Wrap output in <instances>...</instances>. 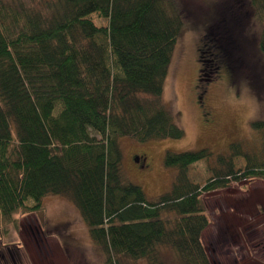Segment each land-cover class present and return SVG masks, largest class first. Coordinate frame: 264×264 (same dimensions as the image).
<instances>
[{"label":"trees","instance_id":"16d2710c","mask_svg":"<svg viewBox=\"0 0 264 264\" xmlns=\"http://www.w3.org/2000/svg\"><path fill=\"white\" fill-rule=\"evenodd\" d=\"M263 27L264 0H249ZM175 0H0V231L16 211L42 209L49 194L76 206L103 264H212L201 233L203 192L264 180L259 146L233 141L165 151L175 169L149 198L124 175L119 140L182 138L161 100L183 19ZM209 164L203 183L188 170Z\"/></svg>","mask_w":264,"mask_h":264},{"label":"rangeland","instance_id":"374dc122","mask_svg":"<svg viewBox=\"0 0 264 264\" xmlns=\"http://www.w3.org/2000/svg\"><path fill=\"white\" fill-rule=\"evenodd\" d=\"M183 27L174 46L161 100L184 131L182 138L144 142L121 137L124 175L149 198L170 189L175 169L165 151L226 150L241 142L259 146L251 122L264 118L263 27L249 0H175ZM203 183L209 164L187 171ZM209 223L201 233L212 264H264V180L230 181L203 192ZM42 209L16 211L0 231V264H103L76 206L49 194ZM177 264L173 252L166 253ZM127 264H147L145 260Z\"/></svg>","mask_w":264,"mask_h":264}]
</instances>
